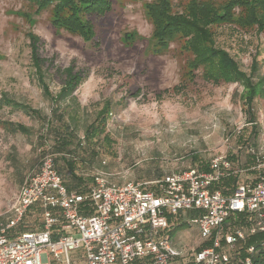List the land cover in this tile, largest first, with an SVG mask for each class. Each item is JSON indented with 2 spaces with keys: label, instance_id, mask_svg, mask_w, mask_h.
<instances>
[{
  "label": "rangeland",
  "instance_id": "1",
  "mask_svg": "<svg viewBox=\"0 0 264 264\" xmlns=\"http://www.w3.org/2000/svg\"><path fill=\"white\" fill-rule=\"evenodd\" d=\"M239 1L94 0L91 14L77 7L92 32L77 34L65 29L68 22L54 6L0 0V101L40 113L0 109V217L13 215L22 184L47 153L56 155L63 174V158H76L78 176L91 179L92 172L102 171L113 184L139 182L147 189L167 174L206 169L211 160L231 156L244 144L241 134L252 128L243 88L211 83L202 69L190 72L200 37L171 29L165 39L154 22L155 9L168 20L230 8V25L209 27L215 47L248 73L258 60L264 75V0H243L253 5L233 10L230 2ZM254 14L263 18L261 27ZM69 72L83 79L70 99L58 100ZM108 102L105 132L87 141V126ZM254 113L258 133L252 141L264 138V98L255 102ZM4 122L22 124L31 134H11ZM67 134L69 144L60 150ZM39 220L30 215L27 224L34 228ZM192 228L180 232L185 242L196 240L198 228ZM71 262L86 264L84 252H72Z\"/></svg>",
  "mask_w": 264,
  "mask_h": 264
},
{
  "label": "built area",
  "instance_id": "2",
  "mask_svg": "<svg viewBox=\"0 0 264 264\" xmlns=\"http://www.w3.org/2000/svg\"><path fill=\"white\" fill-rule=\"evenodd\" d=\"M248 152L258 180L231 196L217 188L233 175L222 156L207 170L167 174L151 190L139 182L113 184L102 171L92 172L85 188L69 190L56 155L47 153L22 184L13 215L0 220V264H47L50 257L72 264L71 253L80 250L86 264H178L188 248L175 245L169 218L187 212L207 244L192 264H257L264 250V138ZM38 208L42 228L18 230ZM236 215L246 216L247 231L227 227Z\"/></svg>",
  "mask_w": 264,
  "mask_h": 264
},
{
  "label": "trees",
  "instance_id": "3",
  "mask_svg": "<svg viewBox=\"0 0 264 264\" xmlns=\"http://www.w3.org/2000/svg\"><path fill=\"white\" fill-rule=\"evenodd\" d=\"M35 5L38 8L42 7H51L54 6L57 11H59V14H61V17L65 19L67 23V27L65 29L70 30L71 32H75L77 34L84 33L86 31H89L91 33V30H88V27L82 23V20L79 18V12H77V7L79 5H83L87 9V14H91V2L94 0H32ZM97 4V3H96ZM253 4L246 5L244 1L239 2H230L231 8L233 10L237 8L245 9L246 7H251ZM96 7V6H95ZM229 7V6H228ZM80 8V6H79ZM108 10V6H106L105 11ZM158 10V14L156 16L155 24V30H161L163 31L161 37L167 39L168 38V31L171 29L177 31V32H185V31H191L187 32L189 34H196L197 37H200V40L202 41V45L196 44V47L192 48V51L194 52L195 59L192 63H190V67L188 68L190 72H197L200 69L203 70V76L204 78H207L211 83L214 84H237L243 88V93L241 95V99L243 100L244 107L246 111L250 115V123H251V137H255L258 133L257 126H256V114L254 113V105L255 102L258 99L264 98V75L261 74V65L259 64L258 60H254L253 64L251 65L250 72L244 71L240 64L226 51L217 49L215 47V43L213 40V34L209 30L210 26L217 25V24H223V25H230L232 16L234 14L231 13L230 8L224 7L220 11H213L209 16L200 15L198 12L190 13L189 18L183 17V16H173L169 17L168 20L166 19V15H163V12H161L159 9H155V11ZM161 16V19H159ZM60 17V16H59ZM254 23L258 26L262 21L263 18L260 16H253ZM165 25V26H164ZM185 30V31H184ZM88 33V34H89ZM87 35V34H86ZM158 36V35H156ZM159 37V36H158ZM198 41V40H197ZM193 47V46H192ZM82 77L80 75H72V73L69 72V80L68 83L62 88L61 92L58 95V100H67L70 99L76 88L81 84ZM48 93V92H47ZM5 106H10L14 110H21L25 112L28 115H37L40 116V113L37 111L32 110V108L29 105L20 104L11 100H8L5 98L4 100L0 101V109L4 108ZM111 112V103L108 102L103 110H101L98 115L97 119L94 123L87 126L86 128V139L87 141H93L96 137L100 136L103 132H105V126L106 122L108 120L109 114ZM4 125L7 127L8 131L11 134H17L21 133L24 135H30L31 130L30 128L22 125V124H15L12 122H4ZM68 135V134H67ZM68 137L71 138V134L65 137H62V140L60 141L59 149L65 148L68 144ZM249 138L246 136V133H244L240 139ZM75 154V153H74ZM72 154V155H74ZM76 159V158H75ZM70 160V159H64L63 161L65 163V169L64 174L61 171L60 165L59 170L62 175V179L64 184L69 190H76L85 188L87 185H89L92 182L91 179H85L83 175L78 176L77 175V165L78 163L76 160ZM58 162V161H57ZM59 164V163H58ZM80 169H83L84 172L87 171L86 168L81 167ZM206 169L203 170H207ZM67 178L69 180H67ZM90 180L89 184L88 183ZM154 189L153 188H149ZM42 214V211L40 208L36 209L35 216L40 217ZM32 214H29L25 220L24 224H22L18 230L24 231V230H34L33 226H28L27 219ZM5 218L0 217V220H3ZM57 239V237L55 238ZM207 244H204L203 247H206ZM256 263L257 264H264V250H261L257 257H256Z\"/></svg>",
  "mask_w": 264,
  "mask_h": 264
},
{
  "label": "crops",
  "instance_id": "4",
  "mask_svg": "<svg viewBox=\"0 0 264 264\" xmlns=\"http://www.w3.org/2000/svg\"><path fill=\"white\" fill-rule=\"evenodd\" d=\"M251 132V131H250ZM247 133L246 136L249 134V138L245 137V140L243 145H238L235 149H232V155L231 156H224L231 162V168L233 171V175L224 180L223 182L219 183L217 185V188L220 189L225 196H231L234 193V190L242 184L245 183H254L258 180L259 176V170L256 169V162L254 156H252L248 152V147L251 145H258L262 139L260 140H254V138L251 137V133ZM244 133L241 134V136ZM203 170V169H202ZM237 172V173H235ZM261 173L264 174V168H262ZM35 216V214H33ZM42 215V214H41ZM40 215L39 224L34 227V230H39L42 228V216ZM193 213H182L178 217L169 218L170 226H171V235L174 239L176 246H186L188 248L187 255L182 259V261H178V264H192L194 259V253L203 248L204 243L203 240L200 237L199 231L197 230L196 240L193 241L194 238L189 240V242H185L183 239V235H180V232H185V230L190 231V229H193L192 225L190 224V219L193 217ZM232 230H243L247 231L249 228V223L245 215H236L235 217H232L229 221L228 226ZM192 232V231H191ZM175 234H179V236H175ZM185 234V233H184ZM206 244V243H205ZM85 259V258H84ZM57 263L52 257L49 258V261L47 264H53ZM73 264V263H72Z\"/></svg>",
  "mask_w": 264,
  "mask_h": 264
}]
</instances>
